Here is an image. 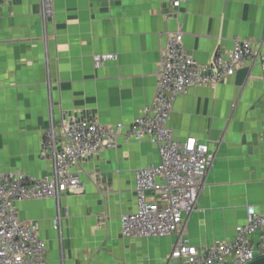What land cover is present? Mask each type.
Masks as SVG:
<instances>
[{"label": "crops", "instance_id": "obj_1", "mask_svg": "<svg viewBox=\"0 0 264 264\" xmlns=\"http://www.w3.org/2000/svg\"><path fill=\"white\" fill-rule=\"evenodd\" d=\"M9 0L0 11V173H52L41 156L44 132L69 121L125 126L153 108L168 38L183 34L186 52L207 64L238 38L255 57L216 89L192 86L169 119L175 138L195 137L215 159L184 235L200 252L233 240L250 207L264 213V0ZM117 61L96 68L94 57ZM160 162L148 141L118 146L72 166L81 187L54 199L18 204L37 226L47 264H179L178 236L124 238L121 217L136 210V172ZM154 200L155 196H150ZM61 211V231L54 221ZM264 230L250 237L256 245Z\"/></svg>", "mask_w": 264, "mask_h": 264}, {"label": "built area", "instance_id": "obj_2", "mask_svg": "<svg viewBox=\"0 0 264 264\" xmlns=\"http://www.w3.org/2000/svg\"><path fill=\"white\" fill-rule=\"evenodd\" d=\"M191 0H171L178 10ZM9 0H0L1 8ZM44 18L53 14L52 0H42ZM255 57L252 43L236 39L230 52L217 50L210 62L201 64L186 52L183 34H172L164 49L160 77L153 108L125 126L104 125L93 120L69 121L44 132L41 156L52 164V173L35 177L16 171L0 173V264H47L46 246L36 225L22 221L18 204L28 200L54 199L81 187L72 166L106 148L118 146L119 139L148 141L158 147L160 162L136 172V210L121 217L124 238H165L178 236L171 258L179 264H249L264 256V237L256 244L250 237L264 230V213L250 207L246 223L236 237L200 252L184 235V217L195 209L215 156L206 143L195 137L175 138L169 126L176 98L192 86L216 89ZM115 54L94 57L99 68L117 61ZM264 81V54L260 57ZM155 196L154 200L150 196ZM63 217L59 210L54 228L61 231Z\"/></svg>", "mask_w": 264, "mask_h": 264}, {"label": "water", "instance_id": "obj_3", "mask_svg": "<svg viewBox=\"0 0 264 264\" xmlns=\"http://www.w3.org/2000/svg\"><path fill=\"white\" fill-rule=\"evenodd\" d=\"M249 264H264V256L256 258L254 261Z\"/></svg>", "mask_w": 264, "mask_h": 264}]
</instances>
